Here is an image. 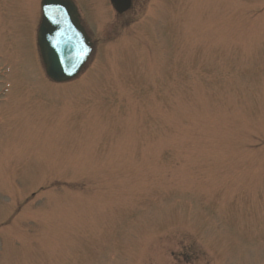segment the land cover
<instances>
[{
    "label": "rangeland",
    "instance_id": "374dc122",
    "mask_svg": "<svg viewBox=\"0 0 264 264\" xmlns=\"http://www.w3.org/2000/svg\"><path fill=\"white\" fill-rule=\"evenodd\" d=\"M40 0H0V264H264V0H77L55 85Z\"/></svg>",
    "mask_w": 264,
    "mask_h": 264
},
{
    "label": "water",
    "instance_id": "95a60500",
    "mask_svg": "<svg viewBox=\"0 0 264 264\" xmlns=\"http://www.w3.org/2000/svg\"><path fill=\"white\" fill-rule=\"evenodd\" d=\"M111 3L120 14L130 8V0ZM42 12L38 43L47 76L57 83L70 81L88 60L89 39L70 0H42Z\"/></svg>",
    "mask_w": 264,
    "mask_h": 264
},
{
    "label": "flooded vegetation",
    "instance_id": "af4514ba",
    "mask_svg": "<svg viewBox=\"0 0 264 264\" xmlns=\"http://www.w3.org/2000/svg\"><path fill=\"white\" fill-rule=\"evenodd\" d=\"M81 22H82V24H85L84 21L81 20ZM37 26H38V25H37Z\"/></svg>",
    "mask_w": 264,
    "mask_h": 264
}]
</instances>
